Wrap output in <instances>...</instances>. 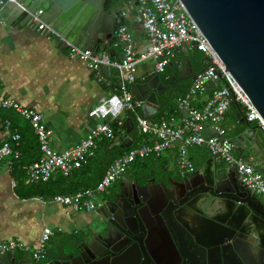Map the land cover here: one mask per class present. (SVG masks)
<instances>
[{"label": "built area", "instance_id": "2783aa9c", "mask_svg": "<svg viewBox=\"0 0 264 264\" xmlns=\"http://www.w3.org/2000/svg\"><path fill=\"white\" fill-rule=\"evenodd\" d=\"M14 3L20 5L16 0H0V23L7 24L2 19V10L7 4ZM138 12L148 35V47L138 52L132 32L126 26L121 27L116 42V46L122 47L121 61H113L93 50L68 43L52 25L45 22L39 24V31H48L64 42L70 56L84 62L99 80L103 78L104 69L117 71L118 87L115 93L103 98L90 111V116L99 121L96 127L78 145L61 153L54 151L51 145L52 131L39 112L21 106L15 100L0 101V109L16 111L32 126L38 139L41 156L36 162L26 166L28 181L33 184L46 183L57 172L64 177H70L90 158L95 157L99 143L115 137L110 120L119 118L126 111H142L144 101L136 99L131 90V86L138 81V66L152 60L154 74L160 75L165 72L170 62L171 51L181 47L196 49L209 59L207 66L197 73L189 92L178 100V109L184 111L185 115L177 118L170 112H163L159 120L153 122L137 112L136 133L138 136L147 137V141L115 159L95 187L82 189L73 195H56L49 200L43 197L38 199L44 203L60 204L75 213H92L102 206L101 196L138 161L160 159L165 153L177 149L178 165L182 174L193 173L195 167L188 155L191 147H206L212 155L219 154L226 163L234 164L242 184L254 195L264 199V176L260 168L254 162L236 156L237 148L227 137L226 129L221 126L232 103H237L247 121L261 128L263 132L264 119L240 86L225 72L226 67L222 60L190 18L180 0H139ZM40 14V11L35 13L34 20H39ZM210 82H216V88L213 89L211 98L198 109L195 104L207 94ZM205 126H208L209 135L204 132ZM6 127L11 128L10 121H7ZM20 140V134L14 133L10 140L0 141V164L5 162L10 171L13 169V161L20 157L13 144L19 145ZM11 180L14 188L15 178ZM53 235L51 228H45L41 239L33 246H24L13 240L1 242L0 256L13 253L16 249L27 251L33 248L34 257L42 259L46 245Z\"/></svg>", "mask_w": 264, "mask_h": 264}, {"label": "water", "instance_id": "95a60500", "mask_svg": "<svg viewBox=\"0 0 264 264\" xmlns=\"http://www.w3.org/2000/svg\"><path fill=\"white\" fill-rule=\"evenodd\" d=\"M16 1L20 5L7 4L2 10V19L8 25L38 29L39 24L45 22L52 25L72 44L93 50L98 55L103 48L116 41L119 29L126 25L124 12L126 3L134 6L139 4H134V0ZM180 1L222 60L226 67L225 72L229 73L240 86L264 119V0ZM39 11L41 12L39 20H34L33 15ZM203 61L207 64L209 59L204 57ZM188 70L191 77L181 72L178 82L197 78L191 63L188 65ZM220 78L222 79V74ZM209 85L213 89L216 88V82H210ZM131 90L136 99L144 101L142 106L144 117L152 119L153 122L154 117L164 108L161 96L171 95L177 91L173 88V82L165 83L159 75L145 83L133 84ZM239 117H242L241 123L246 129L231 142L236 146L242 159H254V163L264 176V132L248 122L242 114ZM125 128H127L125 135L114 137L108 145V150L111 151L116 147L127 149L134 144V139L130 137L131 134H135L133 119L127 121ZM238 177L236 166L226 163L219 154H216L208 159L202 171H197L192 178H185L184 181L189 183L188 189L196 191L202 186L207 187V190H199L186 200L193 212L190 213L191 217L195 218L196 213L204 211L213 214L214 223L226 227L223 229L206 221L202 223L208 224V227L204 225L197 227L196 223L177 210L174 213V220L184 225L191 224V233L196 235L203 247L219 250L221 244L228 238L236 254L241 255L234 242L236 237L245 233L248 235L255 233V235L259 234V238L264 239V201L243 185L241 180L238 181ZM216 199L227 200L218 202ZM108 205V203L103 204L97 213L102 215L101 211ZM254 217L258 218V221L252 220ZM204 237L212 238L213 242L205 243ZM89 240L85 237L79 245L72 241L68 244L67 248L71 252L70 264L95 263V246ZM261 242L259 247L264 251ZM74 250L79 254L78 256H75ZM149 255L141 264H146L147 261L150 263V260L160 264L153 252ZM2 259L0 258V264H3ZM112 262L113 259L109 264H113ZM246 263L248 264L247 261ZM134 264H140V261Z\"/></svg>", "mask_w": 264, "mask_h": 264}, {"label": "crops", "instance_id": "0c3cea01", "mask_svg": "<svg viewBox=\"0 0 264 264\" xmlns=\"http://www.w3.org/2000/svg\"><path fill=\"white\" fill-rule=\"evenodd\" d=\"M124 12L126 17L125 26L133 34L137 51H144L148 47V35L143 28L138 5L134 6L127 2ZM66 40L71 43L69 39L66 38ZM116 42L117 39L111 45L103 48L100 55L109 57L113 61H121L122 47L116 46ZM187 52H190L191 57L197 58L198 51L196 49L181 47L173 49L170 53V60L179 59L180 56H183V58L172 64V70L166 73L164 82H173V88L177 91L171 95L163 94L161 96L165 104V108L161 112L172 113L169 108L171 107V97L183 96L189 92V88L194 82V80L188 82L177 81L181 72L188 70L190 62L185 58ZM153 70L154 62L152 60L141 63L137 68V83H145L156 76L157 74H154ZM195 71L197 74V70ZM102 72L103 78L99 80L84 62L70 56L68 46L64 42L48 31L0 23V101L15 100L25 108L35 110L43 117L45 115L47 119V123H45L52 131L51 145L56 152L61 153L67 148L78 145L99 123L96 118L90 116V111L103 98L115 93L118 87L117 71L104 69ZM110 72L117 79V83L113 87H111L113 84ZM164 74L165 72L162 73V75ZM170 74L172 76L170 82H168L167 78L170 77ZM210 89L201 98L200 102L195 104L198 109L211 98L212 90ZM128 112L135 114L136 118L139 111H126L119 118L110 120L111 125L115 122L123 125L122 135H125L127 131L125 125L130 120V113ZM161 112L158 113L159 117L162 114ZM172 114L176 115L177 118H181L185 115V112L177 107V110ZM1 115L0 141H8L12 134H20L18 125L16 124L17 127H14L20 115L14 110H3ZM9 115H13L11 120L8 118ZM158 120L159 118L154 119V121ZM7 121L11 123L10 129L6 127ZM221 126L226 129L227 137L230 140L238 137L246 129L241 123L240 117L235 115L231 109H229ZM204 132L209 135L208 126H205ZM132 135L134 134H131L130 137L133 139ZM142 138L143 140L147 139V137ZM19 146L20 143L19 145L13 144L14 150L19 152ZM166 154L169 158L163 159V163L166 165L165 169L170 171L173 169L171 164L176 161L178 163V152L176 149ZM235 154L238 156L237 149ZM188 155L193 165L195 163L200 165L198 168L194 166L200 171L205 168L206 162L212 156L206 147H191L188 149ZM153 162L154 164L150 168L157 169L158 164L156 163L159 161ZM159 169L164 170L162 166ZM13 177L7 164L5 162L1 163L0 243L13 240L24 246H33L41 239L45 228L53 230L54 235L51 240H62L87 220L82 215L90 213H75L57 203H44L38 199L39 197L21 199L17 195L15 187H12L11 179ZM55 218L56 222L60 223V227H57V229L49 225V222ZM36 229H38V234L35 232Z\"/></svg>", "mask_w": 264, "mask_h": 264}, {"label": "flooded vegetation", "instance_id": "af4514ba", "mask_svg": "<svg viewBox=\"0 0 264 264\" xmlns=\"http://www.w3.org/2000/svg\"><path fill=\"white\" fill-rule=\"evenodd\" d=\"M137 3L139 0H134V4ZM183 74L191 77L187 69ZM180 77L181 75L178 78ZM190 80L192 79L188 78L184 82ZM247 161L254 162V159L249 158ZM171 165L173 169L170 171L165 169L166 165L163 166L164 170L157 166V169L149 168L139 173L129 168L103 195L102 205H109L101 211L102 215L97 213L99 208L90 214L82 213L87 220L64 239L50 240L42 259L34 257L33 248L27 251L16 249L13 253L0 256L1 259L5 258L2 263L70 264L71 252L67 248L68 244L72 241L79 245L83 238L88 237L96 250V261L93 264H109L112 259L113 264H134L136 261L141 264L151 252L160 264H247L246 261L248 264H264V251L259 247L261 240L264 246V239L259 238V234L245 233L236 237L234 242L241 252V255H237L228 238L219 250L206 248L191 233V224L184 225L174 220V213L179 210L184 217L187 216L196 223L197 227H208V224L202 223L206 221L226 229L225 226L213 222V214L203 210L193 214L198 221L191 217L190 213L193 212L186 200L199 190H207V187L202 186L194 191L188 189L189 183L184 180L192 178L200 170L195 168L191 174H182L177 161ZM222 200L227 199H216L218 202ZM252 220L258 221V218L254 217ZM204 240L205 243L213 242L212 238L204 237ZM73 252L75 256L79 255L75 250ZM146 264H155V261L150 260Z\"/></svg>", "mask_w": 264, "mask_h": 264}, {"label": "trees", "instance_id": "16d2710c", "mask_svg": "<svg viewBox=\"0 0 264 264\" xmlns=\"http://www.w3.org/2000/svg\"><path fill=\"white\" fill-rule=\"evenodd\" d=\"M186 55L187 57L185 58L189 60V62L193 65L192 66L193 69L197 70V73L202 71L207 66V64L203 61L205 56L201 52L198 51L196 59L194 57H191L190 52H187ZM181 58H183V56H180L179 59L175 58L174 60H170L169 64L165 69V74L159 75L162 77L163 81H165L164 78L166 76L167 71L172 70L171 65L174 64L176 61L181 60ZM109 74L110 77L112 78L111 81L113 84L111 85V87H113L117 83V79L112 72H110ZM169 76L170 77L167 78L168 82H170L172 74H170ZM222 84L223 83H221V85ZM210 90L213 91L212 88ZM186 94H184L183 96L181 95L172 96L171 99L175 100L178 105L177 102L178 99L184 97ZM177 105L175 104L169 107L172 113L177 110L178 107ZM164 108H165V104H164ZM230 109L234 111L235 115L237 116L242 114L241 108L237 103H232ZM1 111L3 110L0 109V117H2ZM139 112L142 114L141 110H139ZM18 117L19 120L15 122L14 127L16 128L17 127L16 124H17L18 131L21 134L20 135L21 142L18 148L20 150L19 153L20 152L21 153H20V157L13 161L12 174L16 181L15 190L17 192V195L21 199H32L35 197H43L44 199L49 200L55 197L56 195H73L82 189L95 187L101 181L107 168L115 159L119 158L129 150L138 147L141 143L147 141V139L143 140L142 137L138 136V134L135 133L134 135H132L134 139V144L130 148L122 149L120 147H116L111 151L108 150V145L112 139L102 141L99 144L95 157L90 158L86 163L83 164L82 168L75 171L70 177H64L62 173L57 172L51 177V179L48 182L46 183L39 182L37 184H33L28 181V176L25 168L26 166H29L30 164L36 162L40 158L41 152H40L39 142L32 126L28 122L24 121V119H22L20 116ZM8 118H10L11 120L13 118V115L11 116L9 115ZM130 118L133 119V121L136 124L135 114L130 113ZM158 118H159L158 115L154 117L155 120H157ZM112 127L115 131V137L118 135H122L123 125H120L118 122H115L113 123ZM238 156L241 157L239 153ZM157 160L160 159H155L154 161ZM145 162L138 161L135 164H133V165H142L141 167L137 168L138 170L136 171V173H139L140 171H145L147 169L146 166L144 165ZM91 174H94L95 177L92 182H89L88 177Z\"/></svg>", "mask_w": 264, "mask_h": 264}, {"label": "rangeland", "instance_id": "374dc122", "mask_svg": "<svg viewBox=\"0 0 264 264\" xmlns=\"http://www.w3.org/2000/svg\"><path fill=\"white\" fill-rule=\"evenodd\" d=\"M170 104H171V106H173V105H175L176 104V101L175 100H171V102H170ZM44 117H45V115H44ZM45 122L47 123V119H46V117H45ZM166 158H169V156H168V154H164V156L162 157V159L161 160H158L159 162H157L156 164H158L157 166H159V168H160V166H164V161H163V159H166ZM154 160L153 159H148L146 162H145V166H146V168L147 169H149L150 167H152V165L154 164V162H153ZM142 165H132L131 167H132V169H134V170H138L137 168L138 167H141ZM194 166L195 167H199L200 165H198V163H195L194 164ZM94 177H95V175L94 174H91L89 177H88V179H89V182H92L93 180H94ZM101 198L103 199L104 198V196H101ZM53 205H56V204H53ZM52 212V211H51ZM49 225L50 226H52V228H56L57 229V227L59 228L60 226V223H57L56 222V218L55 219H53L51 222H49ZM35 226H37V224H35ZM35 232L38 234V229H36L35 230ZM39 233H40V230H39ZM36 237V236H35ZM17 238H19V237H17Z\"/></svg>", "mask_w": 264, "mask_h": 264}, {"label": "bare ground", "instance_id": "6f19581e", "mask_svg": "<svg viewBox=\"0 0 264 264\" xmlns=\"http://www.w3.org/2000/svg\"><path fill=\"white\" fill-rule=\"evenodd\" d=\"M145 162V161H144Z\"/></svg>", "mask_w": 264, "mask_h": 264}]
</instances>
